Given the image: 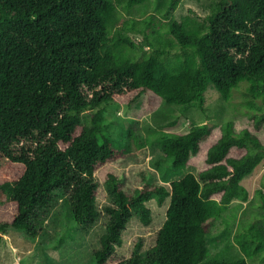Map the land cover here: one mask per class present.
<instances>
[{
	"label": "trees",
	"instance_id": "obj_1",
	"mask_svg": "<svg viewBox=\"0 0 264 264\" xmlns=\"http://www.w3.org/2000/svg\"><path fill=\"white\" fill-rule=\"evenodd\" d=\"M145 1L124 0L127 6ZM119 21L114 0H0V184L9 189L0 199V232L13 228L36 237L40 212L60 193L76 223L98 219L94 173L131 149L106 127L109 103L140 99L135 113L141 115L165 101L180 104L183 114L204 109L208 83L228 100L245 81L253 113L157 132L174 170L202 154L197 172L145 182L132 193L107 174L114 204L104 205L105 232L92 255L96 264H250L244 256L264 252L263 226L234 233L244 254L235 259L209 256V235L213 220L228 225L222 215L232 199L249 198L242 180L264 163V0H212L202 22L187 15L159 22L149 14L115 28ZM165 25L170 36L162 38ZM175 44L181 52L173 53ZM146 45L153 52L142 59L125 50ZM84 110L91 111L87 122ZM263 189L264 171L256 189L264 210ZM150 197L159 204L168 199L153 245L110 261L130 218L149 220Z\"/></svg>",
	"mask_w": 264,
	"mask_h": 264
},
{
	"label": "rangeland",
	"instance_id": "obj_2",
	"mask_svg": "<svg viewBox=\"0 0 264 264\" xmlns=\"http://www.w3.org/2000/svg\"><path fill=\"white\" fill-rule=\"evenodd\" d=\"M211 1L177 0L175 7L166 11L170 0H146L130 6H127L124 0H114L120 17L115 28H121L126 18L141 20L149 14L158 18L159 22L167 19L180 21L185 15L202 22L209 12ZM165 28L166 25L161 29L162 38L170 36L165 32ZM124 31L137 40H144L143 34L134 29L126 28ZM125 50L128 55L142 59L153 52V47L146 45L142 50L126 47ZM178 52H181V49L175 44L173 53ZM173 53L171 54L174 55ZM246 85L245 81L241 82L233 89L230 99L222 100L217 90L208 83L205 88L204 109L191 107L183 114L180 113V104L165 101H162L156 110L141 115L135 113L140 109V99L133 105L125 102L109 103L104 112L106 127L119 145L124 146L127 143L131 149L124 152L118 160L103 165L94 173L98 184L96 205L101 210L98 219L90 225L76 223L64 201L65 195L60 193L48 209L40 212V217L36 220V237H29L22 230L13 228L9 229L7 234L0 232V264H96L92 253L105 232L104 205L114 204L108 189L107 174L111 172L119 176L122 188L132 193L145 182H163L165 178H179L187 171L197 172V160L203 161L202 154L195 156L187 166L174 170L158 146L157 132L163 129L185 132L195 122L216 124L253 113V108L248 107L250 99L247 97ZM90 112L84 110L80 113L85 122L89 120ZM175 119L176 123L167 127V123ZM128 129H131L132 135L128 134ZM138 143L143 145L139 146ZM263 171L264 163H260L242 180L249 192V198L231 200L222 215L228 220L227 226L221 217L211 222L209 256L217 255L220 259L228 260L244 256L234 240V233L243 231L251 224L264 227V216L261 215L264 210L256 194ZM7 197L8 187L0 184V199ZM167 202V198L162 204H159L155 197L147 200L149 220L143 221L139 215L130 218L122 232L121 241L114 247L110 261H126L133 252H144L153 245L156 230L165 218ZM244 257L250 264H264V252Z\"/></svg>",
	"mask_w": 264,
	"mask_h": 264
}]
</instances>
